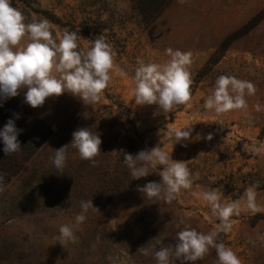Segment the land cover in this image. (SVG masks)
Wrapping results in <instances>:
<instances>
[{"label": "rangeland", "instance_id": "374dc122", "mask_svg": "<svg viewBox=\"0 0 264 264\" xmlns=\"http://www.w3.org/2000/svg\"><path fill=\"white\" fill-rule=\"evenodd\" d=\"M29 1L93 40L102 35L115 52L114 67L95 104L65 93L32 108L23 90L0 101V117H12L21 130V148L0 163V264H156L155 251L166 246H173L169 264H216L214 246L194 262L175 256L176 234L184 229L216 231L214 242L240 264H264V0H167L159 11L156 0ZM17 9L26 24L44 18L20 3ZM49 23L58 42L63 33ZM92 41L78 39L85 51ZM165 49L190 53V95L157 114L156 105L134 104L132 77L138 60L165 63ZM221 75L245 83L244 104L217 115L203 104ZM78 128L100 136L96 163L69 146L57 170L50 157ZM190 129L178 143L175 133ZM157 146L189 170V188L171 201L138 190L160 182L162 166L133 180L123 162L124 153ZM213 190L216 203L232 205L227 232L217 231L220 217L201 195ZM82 200L96 209H88L74 229L76 241L63 247L54 237L60 225L74 224Z\"/></svg>", "mask_w": 264, "mask_h": 264}, {"label": "clouds", "instance_id": "9594fccd", "mask_svg": "<svg viewBox=\"0 0 264 264\" xmlns=\"http://www.w3.org/2000/svg\"><path fill=\"white\" fill-rule=\"evenodd\" d=\"M50 27L46 18L26 24L22 13L11 5L10 0H0V101L16 97L23 90L24 103L32 108H38L46 99L65 93L79 98L85 105L97 103L110 80L115 52L102 35L97 36L86 51L77 50L75 32L65 30L57 42ZM25 38L28 42L21 45ZM165 53L169 59L163 64L138 60L132 77L135 82L134 104L156 105L157 114L167 113L175 105L186 104L190 95L189 73L185 67L190 53L172 49H165ZM124 74L121 72V75ZM244 87V82L221 75L217 77L203 107L217 115L240 108L244 104L241 95ZM247 87L251 92L252 85L247 84ZM14 115L19 119L18 114ZM20 131L11 118L0 128V143L6 156L21 148L18 140ZM190 131L191 129L177 131L175 136L178 143L181 138L189 137ZM207 139H212L211 134ZM101 143L99 135L91 133L88 128H78L73 131L68 145L54 149L51 162L57 170H61L67 158L66 148L70 146L76 150L80 159L95 165L94 157L101 152ZM123 162L133 180L148 176L149 168L162 166L158 171L160 182L150 181L138 186V190L148 198L171 201L181 189L189 188L191 183L185 162L170 159L159 146L141 150L135 155L124 153ZM201 195L210 203L212 214L220 217L217 231L227 232L230 228L228 217L232 212V205L221 206L216 203L217 195L214 190ZM89 208H95L92 200L80 201L81 211L75 215L74 224L59 226V234L54 239L60 245L64 247L65 244L76 241L74 229L84 222ZM216 234V231L209 234L198 233L194 229L179 231L174 244L175 256L182 257L186 262H194L203 257L209 246H214L216 264H240L230 248L223 243L214 242ZM172 247H161L155 251L156 264H169Z\"/></svg>", "mask_w": 264, "mask_h": 264}, {"label": "trees", "instance_id": "16d2710c", "mask_svg": "<svg viewBox=\"0 0 264 264\" xmlns=\"http://www.w3.org/2000/svg\"><path fill=\"white\" fill-rule=\"evenodd\" d=\"M166 1L167 0H156L157 11H159L162 8V6L165 4ZM10 2L14 8H17L18 4L20 3V4L24 5L25 7L29 8L31 11H33L37 15L43 16L44 18L49 20L51 23L58 26L60 28V30L62 31V33H64L65 30H67L69 32H75L77 34V45H78L77 50L82 49L81 45L78 43V39L81 36H86L87 39H89L91 41L93 40V38H92L93 35H90L89 31L82 33L81 30H78L76 26H74L71 23L64 21L63 19L56 16L51 11L43 10L40 7H34V5L29 0H10ZM8 119H10V118H4V116L0 117V128H2L5 125V123L7 122ZM11 119H12V117H11ZM15 124H16V127L18 128L16 121H15ZM40 124H41V122H40ZM2 148H3V145H2V143H0V155H1L0 159H2V158L5 159V160L0 161V163L3 165L4 161H7L8 159L11 158V155H10V158H9V155L6 156L3 153Z\"/></svg>", "mask_w": 264, "mask_h": 264}, {"label": "water", "instance_id": "95a60500", "mask_svg": "<svg viewBox=\"0 0 264 264\" xmlns=\"http://www.w3.org/2000/svg\"><path fill=\"white\" fill-rule=\"evenodd\" d=\"M107 116L109 115V113L106 114Z\"/></svg>", "mask_w": 264, "mask_h": 264}]
</instances>
